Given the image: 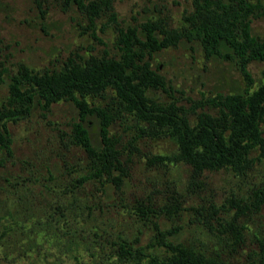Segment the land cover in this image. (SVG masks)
Returning <instances> with one entry per match:
<instances>
[{
    "label": "rangeland",
    "instance_id": "374dc122",
    "mask_svg": "<svg viewBox=\"0 0 264 264\" xmlns=\"http://www.w3.org/2000/svg\"><path fill=\"white\" fill-rule=\"evenodd\" d=\"M89 1L0 0V111L8 105L11 76L25 68L60 70L67 61L81 69L102 58L118 60L121 31L135 26L144 39L146 22L162 29L160 38L174 40L142 56L166 87L147 86L151 98L190 108V100L203 102L217 91L245 85L238 58L209 53L192 29L200 21L195 0H96L98 15ZM251 30L264 36V15L252 18ZM263 67L260 60L248 62L254 85ZM118 99L111 88L87 97L90 105L111 108L109 133L126 168L124 182L108 183L106 189L94 180L82 185L75 180L86 172L88 155L72 139L78 119L72 99L47 108L35 98L28 115L7 120L12 152L0 153V264H137L135 257L121 254L120 243H129L131 252L164 253L162 241L155 243L160 232L211 257L237 263L253 257L264 245V202L257 208L253 192L264 179V164L257 162L246 176L205 170L189 182L190 165L156 157L171 156L176 143L139 128L134 114L118 111ZM195 110L213 112L208 103ZM87 120L91 140L100 143L98 115L89 114ZM237 198L244 200L242 211ZM176 199L178 209L171 203ZM224 219L232 227L218 223Z\"/></svg>",
    "mask_w": 264,
    "mask_h": 264
},
{
    "label": "trees",
    "instance_id": "16d2710c",
    "mask_svg": "<svg viewBox=\"0 0 264 264\" xmlns=\"http://www.w3.org/2000/svg\"><path fill=\"white\" fill-rule=\"evenodd\" d=\"M76 1L83 4V0ZM195 3L200 21L193 22L192 29L209 53L238 58L246 82L241 89L217 91L208 95L203 102L190 100V108L178 105L174 100L161 102L151 98L146 94L147 86L157 83L164 89L166 87L162 77L149 67V62L141 61L142 56L174 40L169 39L170 36L160 38L158 34L163 31L155 22L145 23L144 39L138 36L135 26H127L118 36L121 44L118 60L102 58L90 68L81 69L79 66L72 69L67 61L60 70L32 72L25 68L21 75L11 76L8 105L0 111V153L12 152L7 120L17 115H28L35 98L40 102L43 99L41 104L47 108L51 102L72 99L78 108L72 139L88 155L86 172L75 178L77 184L94 180L104 189L108 183L121 185L127 173L120 158L121 150L115 146L117 139L109 133L113 112L107 105H90L87 101V97L102 96L104 91L111 88L119 98L118 111H129L140 122L145 121V124L136 121L139 128L168 136L176 143L177 151L171 156L156 154V157H172L190 165L189 182L205 170L227 169L239 176H246L257 162L264 164V67L262 78L256 85L247 68L251 60L264 63V36L251 30L252 18L264 15V3L260 0H195ZM88 4L96 15L99 8L97 1L90 0ZM203 103H208L213 112L195 110L197 105ZM93 113L99 117L98 144L91 140L85 124L88 122L87 116ZM191 113L197 116L192 118ZM253 192L258 208L264 202V179ZM237 200V208L242 211L240 203L244 200ZM171 203L179 208L177 199ZM139 206L143 207L142 204ZM211 207L216 208L214 205ZM218 223L224 228L233 224L225 219ZM154 237L155 243L162 241L167 248L164 253H145L141 249L131 252V245L124 241L120 243L121 254L126 252L135 257L137 264H141L142 259H148L144 264H264L262 243L253 257L237 263L219 256H208L192 243L165 239L163 232ZM236 238L240 240L241 236ZM149 244L154 245V242Z\"/></svg>",
    "mask_w": 264,
    "mask_h": 264
}]
</instances>
